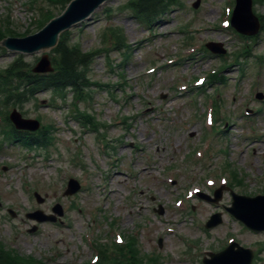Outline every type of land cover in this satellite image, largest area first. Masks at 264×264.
<instances>
[{
    "label": "rangeland",
    "instance_id": "obj_1",
    "mask_svg": "<svg viewBox=\"0 0 264 264\" xmlns=\"http://www.w3.org/2000/svg\"><path fill=\"white\" fill-rule=\"evenodd\" d=\"M66 1L0 0V28L7 36L32 34ZM129 1L106 0L62 34L69 45L95 53L85 73L90 86L78 93L17 96L41 52L25 55L0 44V246L44 264H92L98 248L109 257L94 264H203L206 251L234 240L253 249L252 264H264V231L226 210L231 190L264 193V97L256 98L264 94V24L254 36L235 32L225 22L233 0H199L197 7L196 0H173L147 23L135 18ZM252 11L264 23V0H253ZM116 27L124 48L115 42ZM208 41L226 52L211 53L203 46ZM242 50L245 58L235 62ZM49 54L53 63L54 48ZM19 61L21 71L14 68ZM218 67L221 76L204 85ZM197 77L205 82L195 85ZM12 109L36 118L45 137L31 144L26 134L10 136L2 116ZM69 177L81 190L64 195ZM220 185L218 202L195 194L212 196ZM56 204L62 214L54 221L26 216L52 213ZM216 212L221 221L206 228ZM129 236L133 258L115 244Z\"/></svg>",
    "mask_w": 264,
    "mask_h": 264
},
{
    "label": "water",
    "instance_id": "obj_2",
    "mask_svg": "<svg viewBox=\"0 0 264 264\" xmlns=\"http://www.w3.org/2000/svg\"><path fill=\"white\" fill-rule=\"evenodd\" d=\"M103 1L105 0H71L60 15L52 18L37 33L28 36L22 35L25 36L22 38H17L21 36L8 37L2 41V44L10 49L21 50L26 53L50 48L56 44L58 34L62 30L89 17L93 10ZM236 4L231 19L232 25L242 32L256 31L257 24L255 18L251 14V0H237ZM250 18H253V24L251 23ZM211 46L214 50H220L214 44H211ZM41 53L39 54V57ZM47 54L52 62L49 50L47 51ZM32 67H30V70ZM33 70L39 72L51 70L47 55L41 57ZM10 118L17 128H28L33 130L38 127L37 120L22 118L15 110L10 114ZM77 188L78 184L71 180L67 192L71 193ZM220 194V190L215 192V198L213 200L220 198ZM227 209L236 218L243 221L248 227L254 230L264 229V196L247 197L233 193L232 206ZM32 216H35L38 220L44 219L41 212H35ZM218 221H220L219 214H215L212 219L207 221V226H211ZM235 247L236 249H234ZM208 254L211 258L203 259L206 264H250L252 258V251L250 249L243 248L236 243H231L228 247L218 253Z\"/></svg>",
    "mask_w": 264,
    "mask_h": 264
},
{
    "label": "trees",
    "instance_id": "obj_3",
    "mask_svg": "<svg viewBox=\"0 0 264 264\" xmlns=\"http://www.w3.org/2000/svg\"><path fill=\"white\" fill-rule=\"evenodd\" d=\"M170 0H130V5L133 6V10L140 15H144L145 18H154L160 12H163ZM49 16H46L48 18ZM44 19V20H45ZM44 20L39 22V26L43 24ZM115 29L112 31L115 34ZM118 34L119 45L123 44V38ZM5 34L0 28V39ZM57 53V59L55 61V71L48 74H32L27 73L25 77L26 91L35 92L47 87H71L73 90L83 88L87 85L85 78V68L88 62L92 59V53L81 52L75 46H69L67 40L61 39L54 48ZM21 61L16 62L14 68L23 70ZM0 264H42L38 261L26 259L19 255H16L8 250H4L0 246Z\"/></svg>",
    "mask_w": 264,
    "mask_h": 264
},
{
    "label": "bare ground",
    "instance_id": "obj_4",
    "mask_svg": "<svg viewBox=\"0 0 264 264\" xmlns=\"http://www.w3.org/2000/svg\"><path fill=\"white\" fill-rule=\"evenodd\" d=\"M29 142H30L31 144L35 143L34 141H29ZM109 191H110V193H111V192H115V190H113V189H110Z\"/></svg>",
    "mask_w": 264,
    "mask_h": 264
}]
</instances>
